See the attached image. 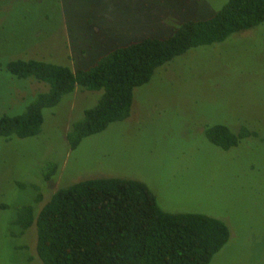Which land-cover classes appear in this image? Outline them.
Here are the masks:
<instances>
[{"label":"rangeland","instance_id":"obj_1","mask_svg":"<svg viewBox=\"0 0 264 264\" xmlns=\"http://www.w3.org/2000/svg\"><path fill=\"white\" fill-rule=\"evenodd\" d=\"M227 1L0 0V115L21 113L48 90L9 73L8 60L89 68L118 46L167 37ZM101 93L76 87L43 108L37 135L0 138V264H42L35 225L21 232L19 209L36 212L56 189L97 177L139 180L164 211L222 220L229 239L209 264H264V22L157 67L133 89L127 118L71 149L66 131ZM216 124L253 133L222 149L203 133Z\"/></svg>","mask_w":264,"mask_h":264},{"label":"trees","instance_id":"obj_2","mask_svg":"<svg viewBox=\"0 0 264 264\" xmlns=\"http://www.w3.org/2000/svg\"><path fill=\"white\" fill-rule=\"evenodd\" d=\"M263 22L264 0H228L208 18L187 20L164 38L144 37L118 46L89 68L10 59L4 65L9 73L43 81L48 90L37 93L21 113L1 114L0 138L37 135L43 108L55 106L76 87L102 90L95 105L65 133L73 149L82 138L127 118L133 89L147 83L157 67L190 48L220 42ZM236 125L216 124L203 133L213 145L227 149L253 133ZM15 221L21 232L35 225L42 264H209L230 235L222 220L164 211L143 182L118 177L60 187L38 211L31 205L19 209Z\"/></svg>","mask_w":264,"mask_h":264}]
</instances>
